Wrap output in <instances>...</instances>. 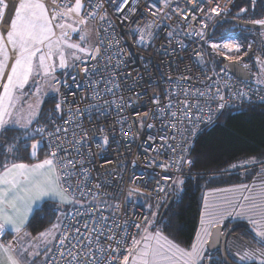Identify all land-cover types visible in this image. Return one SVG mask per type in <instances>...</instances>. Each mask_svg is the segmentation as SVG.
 <instances>
[{"label":"built area","instance_id":"1","mask_svg":"<svg viewBox=\"0 0 264 264\" xmlns=\"http://www.w3.org/2000/svg\"><path fill=\"white\" fill-rule=\"evenodd\" d=\"M234 1L42 0L54 38L95 31L84 60L61 64L55 108L35 126L61 190L83 202L66 211L44 264H122L147 222L143 201L159 205L175 178L194 176L198 133L224 109L264 105V88L205 62ZM20 2L0 0V44Z\"/></svg>","mask_w":264,"mask_h":264},{"label":"rangeland","instance_id":"2","mask_svg":"<svg viewBox=\"0 0 264 264\" xmlns=\"http://www.w3.org/2000/svg\"><path fill=\"white\" fill-rule=\"evenodd\" d=\"M54 22L56 23V20ZM53 30V23L40 0H21L6 35L7 43L0 44V83L4 82L3 75L10 61V49L12 51L17 49L18 52L31 50L14 60L8 72L0 94V129L16 126L24 129L26 137H33L39 119L45 120V114L41 112L43 101L41 91L50 93L53 86L49 79L43 80L42 83L38 82L41 77L38 57L43 51L39 46L53 35ZM257 38L259 37L254 35V40ZM260 39L264 40V33ZM251 42L252 40L248 43L244 38L239 41L235 38L223 41L210 40L205 62L215 72H218L216 67L218 61L243 62ZM44 50L57 57L61 48L57 42L52 41L46 43ZM261 78L264 79V65ZM32 148L33 154L37 153L39 147L36 142L32 144ZM24 164L28 180L26 193L31 196L36 193L35 202L40 207L50 201L43 198L42 189H47V186L40 185L44 181L41 176L37 178L38 171L34 169L36 162ZM184 181L185 177L179 176L172 183L177 193L182 191ZM56 196L57 199L51 202L56 203L59 209L56 210L52 226L36 236L27 230L24 231V264H41L47 260L66 211L83 203L68 197L61 190H58ZM143 202L148 210L147 222L140 229L136 245L128 252L122 264H200L208 252L206 245L213 228L230 219L249 223L258 239L264 242V182L249 187H233L221 193L217 191L205 193L204 208L196 236L189 248L180 247L166 238L155 222L159 205L149 200ZM257 260L261 262V259Z\"/></svg>","mask_w":264,"mask_h":264},{"label":"trees","instance_id":"3","mask_svg":"<svg viewBox=\"0 0 264 264\" xmlns=\"http://www.w3.org/2000/svg\"><path fill=\"white\" fill-rule=\"evenodd\" d=\"M234 13L240 14L246 22L263 25L264 0H235L230 14ZM255 33L231 23H220L210 39L235 38L239 41L244 38L248 43L252 40L247 57L240 63L245 68L250 64L257 70L259 65H264V40L259 36L254 40ZM226 63V60L217 62L218 72L226 69ZM251 82L264 88L261 79H252ZM54 102L56 105L55 99ZM46 118L44 121L40 118L38 123H44ZM38 138V132L33 137H26L22 130L4 128L0 133V171L12 163H32L48 155L42 148H38L36 156L32 155V144L37 143ZM189 157L192 159L190 171L194 176L185 177L180 193L171 184L159 204L155 219L159 231L183 248H189L195 239L205 193H221L233 187L264 182V105L222 110L215 121L194 138ZM58 209V205L51 201L36 209L27 225L31 235L36 236L52 226ZM223 224L230 230L225 247L228 262L221 253L206 252V257L212 256L211 260L200 264H264V242L258 239L249 223L230 219Z\"/></svg>","mask_w":264,"mask_h":264},{"label":"crops","instance_id":"4","mask_svg":"<svg viewBox=\"0 0 264 264\" xmlns=\"http://www.w3.org/2000/svg\"><path fill=\"white\" fill-rule=\"evenodd\" d=\"M40 1L42 2V0ZM54 20H56V23H54L57 25L63 22L68 23V21H63L60 18H55ZM52 41L57 42V45L61 48L57 57L44 50L46 43H51ZM94 43L95 31L94 27L90 24L82 27L79 33L71 40L54 38L53 30V35L39 46L43 51L38 57L39 73L41 76L38 82L42 83L43 80L49 79L53 86L56 74L62 69L61 64L63 63L65 68H69L75 61L84 60L87 53L94 46ZM29 50L31 49H27L25 52ZM12 52L16 53V59L24 56L25 53L24 50L18 52L17 49ZM10 64L12 62L8 63V65ZM52 89L50 93L41 91V98L43 100L41 112H44L45 116H48L51 112L50 110H53L55 106L56 89L54 86ZM44 109L46 110L44 111ZM4 128H16L24 131V129L17 128L16 126ZM4 128L0 129V133ZM33 152L32 148V155L36 156L37 153L33 154ZM36 163L37 165L34 169L38 171L37 178L41 176L44 181L40 185L47 186V189H42L43 198L50 201L57 199L56 193L61 188L52 158L45 155L41 160L36 161ZM24 167H26L24 163H12L0 171V264H24V231L27 230L28 222L33 213L39 208V205H36L37 202H35L37 194L33 193L31 196L26 193L28 192V180Z\"/></svg>","mask_w":264,"mask_h":264},{"label":"water","instance_id":"5","mask_svg":"<svg viewBox=\"0 0 264 264\" xmlns=\"http://www.w3.org/2000/svg\"><path fill=\"white\" fill-rule=\"evenodd\" d=\"M224 22H233L245 29H250V30L262 31L264 29V27L256 26L255 24H252L249 22H242V21H239L238 19H234V20L220 19L214 24L210 32V35L213 34V30L215 27H217L220 23H224ZM225 68L229 73L234 75L237 79L246 80L249 82H251V80L253 79L252 78L253 76L250 73V71H248L247 68L243 67L240 62H231V63L227 62L225 64ZM4 77H5V73L3 75V80L5 79L6 81L7 76L6 78ZM0 94H1V91H0ZM170 202H171V199L168 201V205L170 204ZM223 230H224V227L222 225H218L214 227L211 232V235H210L209 241L207 242L206 247H207V251L210 254H213L216 251L220 250L225 262H228L226 259V255H225V247H226V243L229 238V235H230V230L227 231L225 234L223 233Z\"/></svg>","mask_w":264,"mask_h":264},{"label":"flooded vegetation","instance_id":"6","mask_svg":"<svg viewBox=\"0 0 264 264\" xmlns=\"http://www.w3.org/2000/svg\"><path fill=\"white\" fill-rule=\"evenodd\" d=\"M256 1V0H255ZM230 12H231V10H230ZM230 12L225 16V17H223V18H221V19H229V20H234V19H238L239 21H242V22H246L245 20H243L242 19V16H240V14H236V13H234L233 15H231L230 14ZM220 20V19H219ZM224 23H231V24H233V25H235V26H238V27H241V26H239L238 24H236V23H233V22H224ZM258 26H261V27H264V24L263 25H258ZM241 28H243V27H241ZM256 33H255V35H257V37L259 36L260 38L263 36V33H264V29L262 30V31H256V30H254ZM259 32H262L261 34H257V33H259ZM262 65H259L258 67H257V70H255L253 67H251V65L250 64H248V68H249V70H250V73L252 74V78L253 79H261V80H264V79H262L261 78V76H262ZM247 68V69H248ZM222 226L224 227V230H223V233L225 234L227 231H229L228 229H226L225 228V225L224 224H222ZM215 253H221V251L220 250H218V251H216ZM214 254V253H213ZM211 258H212V256L210 255H208L207 257L205 256V260H203V261H209V260H211ZM224 259V258H223ZM202 261V262H203ZM225 261V260H224Z\"/></svg>","mask_w":264,"mask_h":264},{"label":"bare ground","instance_id":"7","mask_svg":"<svg viewBox=\"0 0 264 264\" xmlns=\"http://www.w3.org/2000/svg\"><path fill=\"white\" fill-rule=\"evenodd\" d=\"M215 10H216V9H215ZM10 67H11V64L7 66V68H6V70H5L6 73H5V77H4V78H6V76L8 75V72H9V70H10ZM4 82H5V79H4ZM4 82H3V83H4Z\"/></svg>","mask_w":264,"mask_h":264}]
</instances>
